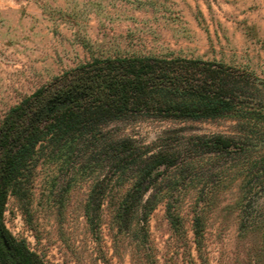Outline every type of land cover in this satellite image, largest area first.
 <instances>
[{"label":"rangeland","instance_id":"rangeland-1","mask_svg":"<svg viewBox=\"0 0 264 264\" xmlns=\"http://www.w3.org/2000/svg\"><path fill=\"white\" fill-rule=\"evenodd\" d=\"M200 57L253 73L264 105V0H0V123L21 100L93 57ZM224 136L229 151L205 152L198 139ZM131 141L136 155L168 154L149 192L158 205L143 229L115 218L132 171L115 169L111 145ZM106 186L94 232L85 209ZM102 184V185H103ZM182 219L177 234L167 207ZM31 218L10 197L5 222L45 264H200L194 221L200 216L206 264H264V118L235 113L209 120L128 116L101 126L68 150L41 158Z\"/></svg>","mask_w":264,"mask_h":264},{"label":"trees","instance_id":"trees-1","mask_svg":"<svg viewBox=\"0 0 264 264\" xmlns=\"http://www.w3.org/2000/svg\"><path fill=\"white\" fill-rule=\"evenodd\" d=\"M260 82L248 70L200 57H93L24 97L0 123V264H45L5 222L10 197L16 199L26 219L31 218L33 180L41 158L68 150L95 136L101 126L128 116L187 121L244 113L264 118V105L254 96ZM198 142L205 152L222 153L236 145L224 136L199 138ZM111 146L116 171L133 172L132 186L115 214L118 230L129 229L138 209L146 230L159 202L149 192L160 179L161 168L174 166L176 159L161 153L143 158L136 155L129 140ZM102 184L94 186L85 209L94 232L101 227L106 191ZM166 212L174 232L181 234V217L171 206ZM204 234L202 218L196 216L194 242L200 264L207 263Z\"/></svg>","mask_w":264,"mask_h":264}]
</instances>
